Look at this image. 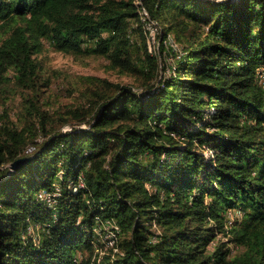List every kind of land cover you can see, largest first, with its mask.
<instances>
[{"label":"trees","instance_id":"1","mask_svg":"<svg viewBox=\"0 0 264 264\" xmlns=\"http://www.w3.org/2000/svg\"><path fill=\"white\" fill-rule=\"evenodd\" d=\"M142 7L181 54L150 51ZM43 40L137 90L92 78L49 111ZM10 85L0 264H264V0H0V96Z\"/></svg>","mask_w":264,"mask_h":264},{"label":"rangeland","instance_id":"2","mask_svg":"<svg viewBox=\"0 0 264 264\" xmlns=\"http://www.w3.org/2000/svg\"><path fill=\"white\" fill-rule=\"evenodd\" d=\"M137 4H140V1H138ZM137 25H139V21L134 17L132 20V26L137 27ZM158 42L159 39L156 36L154 41L151 38L149 39L148 46L153 54H157ZM167 50L168 49H166V52ZM170 58V55H165L164 58L161 56L158 58L160 64L164 67L161 74H167V69L171 67ZM36 59L41 66L42 78L49 82V86L46 88L44 94V101L46 108L52 112L55 110H62L61 108L66 105L83 101V98L79 95V90H83L88 85L92 88V78L105 80L110 84L133 86L136 90L138 88L132 77L111 68L109 62L105 58L69 55L57 52L47 43L46 40H43V50L41 54L36 56ZM9 75L12 76V73H9ZM11 85L8 86L6 91L0 96V112L2 108H6L10 116L15 119L21 114V101L19 98L21 93L20 91H16L17 89ZM73 126L83 127L84 125H77L73 121H65L60 125L59 130L67 131ZM32 232L34 234L35 229ZM106 239H114L115 243L116 235L113 234L112 231H109L107 232L104 241ZM223 242H226V238L223 239ZM114 243L112 247L114 246ZM230 246L233 248L232 245Z\"/></svg>","mask_w":264,"mask_h":264},{"label":"bare ground","instance_id":"3","mask_svg":"<svg viewBox=\"0 0 264 264\" xmlns=\"http://www.w3.org/2000/svg\"><path fill=\"white\" fill-rule=\"evenodd\" d=\"M140 13H141V20H142V22L145 23V29L149 32L151 39L154 41L155 36L159 34V29L157 27V23L154 21L147 20V14H146V11L144 10L143 7L140 9ZM160 44H162L165 47V49L172 50L173 53L179 52L181 54V52H180L181 46H179V44H177L175 42V40L173 39V37L169 33H167L164 37L162 36L161 39H159V42L157 43L158 48L156 47L157 52H159V50L161 51ZM162 52H164V51H162ZM170 61H171V63H170L171 69L169 68L167 70V73H172V71L174 69V58L171 57ZM43 195L44 194H42L41 197H43ZM111 227L113 228L112 233L116 235L115 231H117V226H115L114 224L111 223ZM28 235L33 236V232H32L31 228L28 231ZM104 242H105V248L112 247V245L114 243V239H106Z\"/></svg>","mask_w":264,"mask_h":264},{"label":"water","instance_id":"4","mask_svg":"<svg viewBox=\"0 0 264 264\" xmlns=\"http://www.w3.org/2000/svg\"><path fill=\"white\" fill-rule=\"evenodd\" d=\"M26 159H18L15 162H13L10 166L12 170L17 169L23 162H25Z\"/></svg>","mask_w":264,"mask_h":264},{"label":"built area","instance_id":"5","mask_svg":"<svg viewBox=\"0 0 264 264\" xmlns=\"http://www.w3.org/2000/svg\"><path fill=\"white\" fill-rule=\"evenodd\" d=\"M39 199H40V200H46V201L48 202V200H47V194H46V193L43 195L42 198H39Z\"/></svg>","mask_w":264,"mask_h":264}]
</instances>
